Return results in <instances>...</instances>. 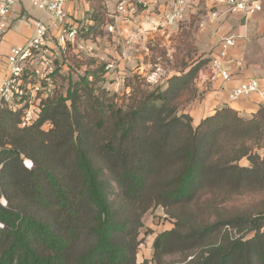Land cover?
<instances>
[{"label":"trees","instance_id":"16d2710c","mask_svg":"<svg viewBox=\"0 0 264 264\" xmlns=\"http://www.w3.org/2000/svg\"><path fill=\"white\" fill-rule=\"evenodd\" d=\"M99 1L84 38L103 22ZM208 61L163 89L136 85L125 108L93 85L104 65L46 99L31 126L3 108L0 264H264V154L252 152L264 107L242 117L222 106L194 125L184 108ZM157 205L174 222L137 263L141 217Z\"/></svg>","mask_w":264,"mask_h":264},{"label":"rangeland","instance_id":"374dc122","mask_svg":"<svg viewBox=\"0 0 264 264\" xmlns=\"http://www.w3.org/2000/svg\"><path fill=\"white\" fill-rule=\"evenodd\" d=\"M77 1V5L72 9L74 13L70 15V20L77 25L91 24L89 18L94 11L90 7V0ZM116 2L117 0H100L99 4L103 13L101 25L86 38L79 34V39L83 40L82 48L70 45L66 53L61 54L54 76L55 87L48 98L54 95L66 96L67 89L70 86L74 87L75 82L84 76L86 70H91L96 65H104L103 74L94 81L93 85L95 88L108 91L109 95L114 96V101L125 108L129 95L136 85L146 90L163 89L167 86L169 77L178 74L184 65L205 60L203 56L207 53L204 44L206 40H201L199 36L201 28L211 22L208 20L207 9L202 2L187 10L184 17L173 26H165L158 22L152 23L151 20L145 23V20H142L143 24L139 26L140 29H133V34L129 37L121 30L126 28L127 20H138L139 18H136L138 16L124 18L117 14ZM22 4L17 7L21 16L12 27L17 33L16 39L20 40L25 37L23 26L29 23V18L38 17L40 14L28 0H23ZM107 24L113 26L112 32L106 30ZM120 25H123L122 28ZM127 30L125 29L124 33L128 34ZM90 59L94 60L93 64H90ZM107 63L113 66L106 68ZM88 78L92 80L91 76ZM201 99L202 92L197 91L196 97L187 104L184 111L189 113ZM49 127L48 123L43 126V129ZM252 152L264 154V140L255 146ZM23 164L30 168L32 162L24 158ZM241 164L248 165V161L243 158ZM0 201L5 204L3 198ZM213 210L210 204L203 207L206 214ZM173 222L174 218L159 205L150 207L143 214L142 226L138 229L140 243L136 257L137 263L152 258V243L155 234L170 228ZM171 259H182V256L174 255Z\"/></svg>","mask_w":264,"mask_h":264},{"label":"built area","instance_id":"2783aa9c","mask_svg":"<svg viewBox=\"0 0 264 264\" xmlns=\"http://www.w3.org/2000/svg\"><path fill=\"white\" fill-rule=\"evenodd\" d=\"M28 1L40 13L38 17L29 18L28 38L20 45L2 51L5 36L21 16L17 7L23 0H0V111L6 108L18 114L21 128L37 122L43 102L52 95L55 87L59 57L70 45L82 48L83 40L79 39V34L87 30L86 25H77L70 20L65 7L68 0ZM199 2L205 5L210 21L218 20L223 14H239L247 18L263 7L262 0H117L115 9L124 18L148 12L152 23L173 26ZM106 30L112 32L113 26L107 24ZM237 37L234 33L223 35L216 55L210 60L213 72L225 80L230 75L224 60ZM112 66L106 64V68ZM255 92L264 95L258 81L249 79L232 88L229 98L236 100ZM46 125L48 123L43 126Z\"/></svg>","mask_w":264,"mask_h":264},{"label":"crops","instance_id":"0c3cea01","mask_svg":"<svg viewBox=\"0 0 264 264\" xmlns=\"http://www.w3.org/2000/svg\"><path fill=\"white\" fill-rule=\"evenodd\" d=\"M77 3V0H68L65 7L69 15L74 13L72 9ZM262 5V10L250 18H244L239 14H223L218 20L208 19L211 23L201 28L199 38L206 40L204 44L207 52L203 58H208L209 61L199 71L195 81L198 93L202 92V99L189 111L194 125L202 117L222 106L233 108L242 117H249L260 106L264 107V95L256 92L236 100L229 98L232 88L249 79H256L260 88L264 90V0H262ZM146 13L148 12L136 17L139 18L138 20H127L126 28L121 30L122 33L129 37L133 34V29H140L139 26L143 24L142 20L148 23L149 16ZM136 21H138L137 24H135ZM122 26L120 25L121 28ZM125 29H128V34L124 33ZM23 30H25V37L20 40L16 39L17 33L11 29L1 44V50L7 51L14 45L22 44L30 34L29 25L23 26ZM228 33H234L238 37L236 44L227 51V57L224 60L230 75L229 79L225 80L213 72L210 60L217 53L219 39Z\"/></svg>","mask_w":264,"mask_h":264}]
</instances>
